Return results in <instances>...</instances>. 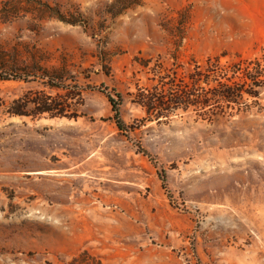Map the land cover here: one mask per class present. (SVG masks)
<instances>
[{"label": "rangeland", "instance_id": "obj_1", "mask_svg": "<svg viewBox=\"0 0 264 264\" xmlns=\"http://www.w3.org/2000/svg\"><path fill=\"white\" fill-rule=\"evenodd\" d=\"M223 54L264 55V0H0V70L21 78L0 81V264H264V89L212 121L138 105L157 69ZM46 76L84 89L78 117L8 115L65 95Z\"/></svg>", "mask_w": 264, "mask_h": 264}, {"label": "trees", "instance_id": "obj_2", "mask_svg": "<svg viewBox=\"0 0 264 264\" xmlns=\"http://www.w3.org/2000/svg\"><path fill=\"white\" fill-rule=\"evenodd\" d=\"M130 5H133V2ZM39 11L47 17L65 23L81 24L77 18L63 16L48 5H44ZM157 75V96H140L142 98L138 102V105L146 109L150 120H169L174 113L181 110L193 111L199 119L212 121L218 116L234 117L248 113L256 107L262 109L260 100L264 89V55L248 59L242 56L232 58L223 54L209 57L203 62L193 59L189 62L185 75L179 74L178 71L160 75L158 69ZM46 77L49 79L50 88L62 89L66 92L65 95L54 97L43 92L30 93L24 102L26 106H31L28 112L17 109L16 103H13L7 108V114L32 118L43 115L50 118H77L78 116L70 112V105L83 102L84 89L71 80L75 85L71 91L64 84L68 79ZM17 79L21 78L11 74L4 75L3 70H0V81ZM90 89L106 94L118 128L125 130L127 126L120 112L121 96L117 92H108L103 85ZM144 153L147 154L146 151ZM162 181L166 183L165 173L162 174Z\"/></svg>", "mask_w": 264, "mask_h": 264}]
</instances>
